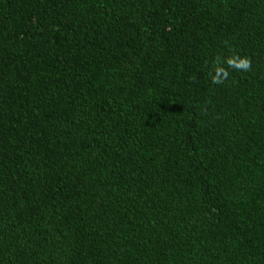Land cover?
<instances>
[{
	"label": "trees",
	"instance_id": "16d2710c",
	"mask_svg": "<svg viewBox=\"0 0 264 264\" xmlns=\"http://www.w3.org/2000/svg\"><path fill=\"white\" fill-rule=\"evenodd\" d=\"M0 264H264V0H0Z\"/></svg>",
	"mask_w": 264,
	"mask_h": 264
},
{
	"label": "clouds",
	"instance_id": "9594fccd",
	"mask_svg": "<svg viewBox=\"0 0 264 264\" xmlns=\"http://www.w3.org/2000/svg\"><path fill=\"white\" fill-rule=\"evenodd\" d=\"M225 62L227 63L228 68L237 71H248L251 69V59L247 56L233 53V55L226 58V61L222 57H217L216 63L220 66L215 69L214 74L211 76V82L213 84H222L228 79L229 72L222 66Z\"/></svg>",
	"mask_w": 264,
	"mask_h": 264
}]
</instances>
